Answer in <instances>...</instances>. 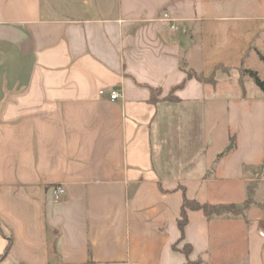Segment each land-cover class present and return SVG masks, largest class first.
Returning a JSON list of instances; mask_svg holds the SVG:
<instances>
[{
  "label": "crops",
  "instance_id": "crops-1",
  "mask_svg": "<svg viewBox=\"0 0 264 264\" xmlns=\"http://www.w3.org/2000/svg\"><path fill=\"white\" fill-rule=\"evenodd\" d=\"M263 57L264 0H0V264H264Z\"/></svg>",
  "mask_w": 264,
  "mask_h": 264
},
{
  "label": "trees",
  "instance_id": "trees-1",
  "mask_svg": "<svg viewBox=\"0 0 264 264\" xmlns=\"http://www.w3.org/2000/svg\"><path fill=\"white\" fill-rule=\"evenodd\" d=\"M264 59V57H263ZM221 69V66H217L216 70ZM243 75L247 74L249 75L256 85L264 91V80L261 79L258 72L252 69H243L242 70ZM189 77H197L201 81L215 83V74H211L210 76L206 77L201 74H196L195 72L189 71L188 72ZM182 86V85H181ZM152 91L155 92V88H152ZM154 94V93H153ZM174 97L172 95L168 96V99H173ZM153 99L155 100V96H153ZM249 199L245 202V204L249 203ZM246 205L238 206L237 204L230 203V204H209V203H200L197 200H190L186 197H184L182 202V210H181V216L178 219V225L182 233H184V229L186 224L188 223V215H187V209H194L198 210L201 209L204 211V213L207 215V217L213 216V215H232V216H238L244 214V209ZM182 251L189 256V254L192 251V246L190 244H185V246L182 248ZM202 260H190L188 259L185 264H201Z\"/></svg>",
  "mask_w": 264,
  "mask_h": 264
},
{
  "label": "built area",
  "instance_id": "built-area-1",
  "mask_svg": "<svg viewBox=\"0 0 264 264\" xmlns=\"http://www.w3.org/2000/svg\"><path fill=\"white\" fill-rule=\"evenodd\" d=\"M163 18L165 20H169V21H172V19L169 17V15L167 13L164 14ZM171 28L174 29L175 28V25L174 23L171 24ZM105 91L104 90H100V94H104ZM109 96H110V99L111 100H117L119 97H121V93L118 91V90H111L109 92ZM65 192L64 188H62L61 186H57L54 188L53 190V193H54V196L56 198H58L61 194H63Z\"/></svg>",
  "mask_w": 264,
  "mask_h": 264
},
{
  "label": "rangeland",
  "instance_id": "rangeland-1",
  "mask_svg": "<svg viewBox=\"0 0 264 264\" xmlns=\"http://www.w3.org/2000/svg\"><path fill=\"white\" fill-rule=\"evenodd\" d=\"M221 136H222V135H221ZM221 140H222V139H221ZM221 140H220L219 143L216 142V144H217L218 146L222 145ZM263 194H264V193H263ZM249 197H250V201H249L248 204H247V203L245 204V202H246V201H245L244 203L237 204V205L240 206V207L243 206V205H246V207H245V209H246V208L251 204V202H254V201H253V200H254L253 197H251V195H250ZM258 200H260V199H258ZM245 209H244V211H245Z\"/></svg>",
  "mask_w": 264,
  "mask_h": 264
}]
</instances>
